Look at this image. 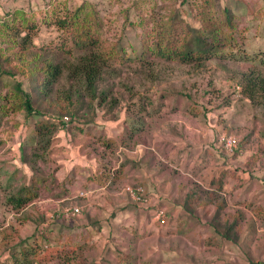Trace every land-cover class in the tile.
I'll use <instances>...</instances> for the list:
<instances>
[{
    "label": "rangeland",
    "instance_id": "374dc122",
    "mask_svg": "<svg viewBox=\"0 0 264 264\" xmlns=\"http://www.w3.org/2000/svg\"><path fill=\"white\" fill-rule=\"evenodd\" d=\"M83 2L94 5L111 38L124 31L127 50L141 63L119 66L117 76L104 84L111 89L104 105L95 101L89 108L85 98L81 115L94 118L93 125H68L51 145L36 141L34 120L13 112L12 86L0 84V103L7 112L2 117L0 111V254L9 232L32 238L37 220L48 224L64 209L80 207L78 217H56L50 225L56 233L61 229V243L72 245L88 241L92 232L97 247L89 260L102 256L114 230L102 256L107 261L117 262L122 251L132 255L133 264H249L244 247L228 245L221 251L208 245L210 231L199 232V226H209L215 205L197 209L195 218L183 210L167 215L165 226L155 218L158 209L167 213L164 201L180 205V191L206 192L211 173L221 167L226 168L220 175L225 213H242L251 258L264 264V104L251 102L239 82L243 73H264V0H0V17L20 11L35 17L39 28L34 42L50 45L64 33L51 20L52 10L59 7L65 16ZM226 9L236 31L225 23ZM175 14L181 31L195 33L210 18L222 24L223 36L232 40L222 51L224 57L200 66L157 57L160 24ZM0 42L1 49L10 48L7 38ZM0 64L5 80L14 82L6 72L18 71L16 78L26 84L19 74L21 63H8L2 55ZM61 85L59 97L69 87L65 80ZM111 98L119 103L110 111ZM134 127L139 133L130 138ZM224 133L239 139L232 155L219 144ZM113 173L118 181L106 189L96 181H109ZM139 176L143 180L138 183ZM135 189L141 190L143 201L134 200ZM27 190L38 198L17 210L9 199ZM161 190L172 200L162 197ZM81 192L86 196H79ZM97 220L103 222L100 232ZM87 222L96 224L91 232L83 228Z\"/></svg>",
    "mask_w": 264,
    "mask_h": 264
},
{
    "label": "trees",
    "instance_id": "16d2710c",
    "mask_svg": "<svg viewBox=\"0 0 264 264\" xmlns=\"http://www.w3.org/2000/svg\"><path fill=\"white\" fill-rule=\"evenodd\" d=\"M58 8L52 10L51 20L58 30L64 33L60 41L52 42L50 45H37L34 42L33 33L39 28V20L35 17L21 11L6 13L3 18L0 17V38H7L11 48L0 47V60L4 55L8 63L13 60L21 63L23 67L19 70V74L27 81L24 84L16 78L18 71H8L6 74L14 79V82L5 80L0 73V84L12 86L16 100L12 105L13 112H23L26 120H34L36 141L45 142L47 145H51L53 140H56V134L68 125L75 126L72 129L78 128L80 123L93 125L94 118L88 119L85 115H81L86 107L85 98L91 102L87 105L89 108H93L95 101L99 102V106L104 105L103 103L108 102V96H111V89L104 84L110 77L117 76L119 66L141 63L135 52L127 50L126 44L129 41L124 31L118 37L111 38L99 12L91 3L83 2L65 16ZM222 12L229 31H236L237 27L229 9ZM16 13L23 15L22 21L17 20ZM178 19L179 15L175 14L169 23L160 24L161 37L157 43V57L167 61L177 60L185 65L196 63L199 66L204 61L224 57L222 51L226 46L231 45L232 40L231 37L223 36L222 24L210 18L209 24L206 23L203 28L192 33L187 30L181 31V22ZM6 51H9L7 55ZM241 76L239 82L247 98L253 103L264 104V73L252 71ZM63 80L69 87L66 91H62V96L59 97V88ZM8 94L5 96L7 101H9ZM54 95L59 99L56 100L57 97ZM118 103L115 98H111L110 103H107L110 111ZM3 107L4 105L0 103L2 117L7 114ZM65 117L69 118L68 123L65 122ZM138 131L139 129L132 128L129 137L132 138L139 133ZM33 154L40 159L41 155ZM225 170L226 168L218 169L211 175L206 192L195 189L189 191L185 196L183 209L195 218L197 209L208 204L215 205V214L208 224L214 233L208 239V245L218 247L221 251H225L228 245L244 247L245 254L249 257V264H262L251 258L249 233L244 234L241 225L242 213L232 215L225 213L227 204L222 198L223 185L220 178ZM232 174L239 178L235 170ZM115 175L113 173L109 181L107 179L102 181L103 177H97L96 181L106 189L108 184L110 186L118 181ZM37 198L36 193L27 190L18 197L10 198L9 203L17 210H22ZM217 198L222 200L216 201ZM60 216L64 217V213L54 215L52 218L54 220L48 224H45L46 221L43 219L37 220V232L32 238H21L19 234L10 232L6 234L4 239L9 240L3 244L0 264H133L130 261L132 255L122 251L118 253L117 262L107 261L102 257L109 250L114 230L109 236L108 245L104 248L102 256L99 258L95 256L89 260L88 256H91L97 247L91 232L96 227L94 223L83 224V228L91 232V236L86 238L88 241L75 245L70 244L71 242L61 243V229L56 233L57 229L51 228L50 225ZM96 222L98 225L96 231L100 232L103 222L100 220ZM110 226L114 227L112 224ZM58 245L62 246V249L58 248Z\"/></svg>",
    "mask_w": 264,
    "mask_h": 264
},
{
    "label": "built area",
    "instance_id": "2783aa9c",
    "mask_svg": "<svg viewBox=\"0 0 264 264\" xmlns=\"http://www.w3.org/2000/svg\"><path fill=\"white\" fill-rule=\"evenodd\" d=\"M1 23V20H0ZM65 122L68 123L69 118H64ZM219 144L224 150V152L228 155L234 154V152L238 149L239 146V139L237 136L233 134L224 133L221 134L219 137ZM129 190V189H128ZM132 193V191H130ZM140 191H135L132 193V196L135 198L134 200L139 202L143 201V194L140 193ZM79 196H86L84 192H81ZM81 208L80 207H72V208H66L64 209V215L70 216V217H78L81 214ZM167 213L164 209H158L156 212V219L161 223V226H165L167 224Z\"/></svg>",
    "mask_w": 264,
    "mask_h": 264
},
{
    "label": "crops",
    "instance_id": "0c3cea01",
    "mask_svg": "<svg viewBox=\"0 0 264 264\" xmlns=\"http://www.w3.org/2000/svg\"><path fill=\"white\" fill-rule=\"evenodd\" d=\"M218 168V167H217ZM216 168V170L215 171H217L219 168H221V167H219L218 169ZM215 171H213L212 173H211V175L215 172ZM138 178V183L139 182H141L142 180H143V178H141L140 176L139 177H137ZM133 182V181H132ZM131 184V183H130ZM163 185V183H161V186ZM178 190L180 191V189L178 188V189H176V190H173V191H175L176 193L178 192ZM173 193V192H172ZM180 193H181V196L183 195V198L181 197V200H179L178 202H180V205L179 206H176L173 202H169L168 200H166V201H164V207H166V210H167V214H168V216L170 217V216H174V215H178V214H182L183 213V211H184V209H183V201H184V197H185V192L182 190V191H180ZM185 193V194H184ZM161 196L162 197H168L169 199H171L172 200V195L170 194V196H167V194L165 195V191H163V190H161ZM178 200V199H177ZM183 210V211H182ZM184 213H185V211H184ZM200 227V229H199V232L201 233V232H208V231H210V233H211V236H213V233H214V230L212 229L211 230V228L209 227V226H199ZM226 263H229V261H225ZM223 264H225V263H223Z\"/></svg>",
    "mask_w": 264,
    "mask_h": 264
}]
</instances>
